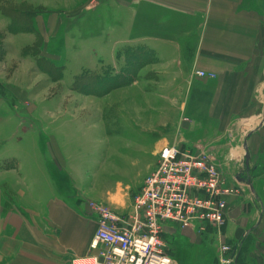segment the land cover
Masks as SVG:
<instances>
[{"label": "rangeland", "instance_id": "rangeland-1", "mask_svg": "<svg viewBox=\"0 0 264 264\" xmlns=\"http://www.w3.org/2000/svg\"><path fill=\"white\" fill-rule=\"evenodd\" d=\"M15 11L24 18H36L41 32L11 29L10 18H15ZM124 16L128 18L130 13L123 14L117 0H0V169L13 167L15 162L10 157L16 153L29 161L39 150L47 174L57 186L50 172L55 170L63 197L125 207L155 168L161 140L173 143L183 134L191 141H187L189 145L200 144L211 153L217 150L220 143L214 138L201 141L186 134L206 110L189 107L185 113L181 110V115L178 101L184 103L187 95L170 90L171 77L146 68L152 64L149 56H137L141 59L131 68L132 81L123 86L104 91L99 82H90V91L85 80L75 83L86 68L94 74L107 72L114 76L125 67L124 51L118 53L116 64L112 63L114 39L109 36ZM44 21L47 25L50 22L52 29L44 28ZM55 21L58 29L52 27ZM64 52L66 59L61 60ZM61 65L62 69L56 68ZM263 111L264 103L258 110L259 123ZM242 128L229 126L227 138L238 139L233 140L234 144L240 143L239 138L247 142L248 129L242 132ZM263 134L264 129L258 141H250L256 150L251 151L249 171L246 158H229L226 165V157L213 153L226 177L240 168L246 181L251 177L260 179L264 174V146L260 150L258 147L263 143ZM51 146L62 155L72 176L58 166ZM243 188L241 196L250 200L248 189ZM247 209L244 206L242 211ZM172 234L167 241L177 264H223V243L235 248L237 256L232 264H236L243 242L228 237L234 235L230 222L220 234L217 229L201 233L184 231L176 225ZM240 264L246 262L240 258Z\"/></svg>", "mask_w": 264, "mask_h": 264}, {"label": "crops", "instance_id": "crops-1", "mask_svg": "<svg viewBox=\"0 0 264 264\" xmlns=\"http://www.w3.org/2000/svg\"><path fill=\"white\" fill-rule=\"evenodd\" d=\"M117 3L122 13L129 12L130 16L122 17L109 33L114 39L112 63L116 64L118 53L127 48L145 49L152 61L146 68L171 77L170 90L187 95L184 103L178 101L181 115L189 107L206 110L198 115L202 119H193L194 128L186 131L189 138L196 136L201 141L214 138L220 144L212 153L226 157V165L229 158H246L245 143L251 155L256 148L251 147L250 141H258L264 129V118L258 122V110L264 103V0H117ZM45 15L48 21L49 16ZM44 23L47 30L52 25ZM57 24L55 21L52 27L58 29ZM34 25L41 32L36 18ZM65 59L64 52L61 60ZM86 70L92 73L91 69ZM197 71L215 77H200ZM125 72L126 65L117 75ZM235 125H243L242 132L248 129L247 142L239 138L240 143L234 144L233 140L238 139L230 140L229 135L230 141L227 140L229 126ZM179 138L190 141L183 134ZM164 140L159 142L158 150L171 143H162ZM263 146L264 138L258 149ZM51 148L58 166L72 176L62 155ZM38 153L29 161L16 153L10 157L15 165L0 169V264H71L75 257L98 254L103 245L92 248L98 223L89 199L76 195L74 202L63 197ZM246 167L249 171L250 165ZM237 171L227 177L228 182L244 185L250 200L243 196L231 198L223 228L226 231L230 222L234 235L228 237L243 240L240 244L243 262L264 264V174L260 179L251 177V186L242 177L240 168ZM130 204L131 199L128 206L114 208L125 214ZM244 206L248 208L246 211H242Z\"/></svg>", "mask_w": 264, "mask_h": 264}, {"label": "built area", "instance_id": "built-area-1", "mask_svg": "<svg viewBox=\"0 0 264 264\" xmlns=\"http://www.w3.org/2000/svg\"><path fill=\"white\" fill-rule=\"evenodd\" d=\"M197 75L215 77L205 71ZM157 157L125 214L104 203H89L98 223L92 248L103 247L96 255L73 258L71 264H162L164 259L177 264L167 241L174 225L201 233L217 229L220 234L230 200L244 193V185L228 182L216 155L183 138L163 145ZM236 256L235 248L221 245L223 264L234 263Z\"/></svg>", "mask_w": 264, "mask_h": 264}, {"label": "trees", "instance_id": "trees-1", "mask_svg": "<svg viewBox=\"0 0 264 264\" xmlns=\"http://www.w3.org/2000/svg\"><path fill=\"white\" fill-rule=\"evenodd\" d=\"M15 18H10L11 22H10V28L13 29L14 31L17 32H21V31H36L35 29V25H34V17H29L26 16V18H24L25 15L20 16L22 14H17V11H15ZM29 19V20H28ZM28 26V28H26ZM125 55L127 57V64H126V72L125 75H121V76H113L108 74L107 72H103L101 74H92L88 71H84L79 77L80 78H76L75 83H80L81 81H84V84L86 85V87L92 91L93 90V86L90 84L94 83L96 84L97 82H99L104 88V91H108L109 89L114 88L115 86H123L124 84H128L129 82H131L132 80V70L133 69V65L137 62L140 61L141 58H137V56H141V57H148L150 58V54L148 51H146L143 48H137V49H130L127 48L124 50ZM63 66H56L57 69H62ZM87 79V80H86ZM0 94L3 96V90L2 87L0 86ZM51 174L53 175V177L56 179V181L58 182V187L61 190V184L59 183L58 179L56 178L54 172L52 169L50 170ZM72 190V188L70 189ZM72 197H74L75 195H71ZM241 251L242 248L239 247L238 250V259H237V263L236 264H240V255H241Z\"/></svg>", "mask_w": 264, "mask_h": 264}, {"label": "water", "instance_id": "water-1", "mask_svg": "<svg viewBox=\"0 0 264 264\" xmlns=\"http://www.w3.org/2000/svg\"><path fill=\"white\" fill-rule=\"evenodd\" d=\"M263 114H264V111H263ZM263 121H264V120H263ZM245 147H246V151H247V154H246V162H245V163H246L247 166H249V165H250V160H251V155H250V153H249V149H248L247 144H246ZM248 181H249L248 184L251 185L252 180L249 179ZM251 186H252V185H251Z\"/></svg>", "mask_w": 264, "mask_h": 264}, {"label": "clouds", "instance_id": "clouds-1", "mask_svg": "<svg viewBox=\"0 0 264 264\" xmlns=\"http://www.w3.org/2000/svg\"><path fill=\"white\" fill-rule=\"evenodd\" d=\"M84 264H87V262L85 261ZM162 264H170V262L167 259H164L162 261Z\"/></svg>", "mask_w": 264, "mask_h": 264}]
</instances>
